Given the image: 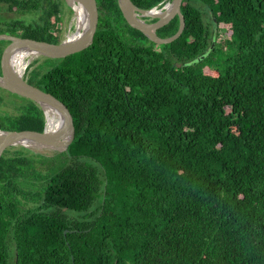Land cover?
<instances>
[{
	"label": "trees",
	"instance_id": "obj_1",
	"mask_svg": "<svg viewBox=\"0 0 264 264\" xmlns=\"http://www.w3.org/2000/svg\"><path fill=\"white\" fill-rule=\"evenodd\" d=\"M96 2L88 49L31 66L76 137L0 156V264H264V0H184L165 45ZM64 4L0 0V34L58 44ZM4 102L18 113L1 130L43 133L35 102L0 88Z\"/></svg>",
	"mask_w": 264,
	"mask_h": 264
},
{
	"label": "water",
	"instance_id": "obj_2",
	"mask_svg": "<svg viewBox=\"0 0 264 264\" xmlns=\"http://www.w3.org/2000/svg\"><path fill=\"white\" fill-rule=\"evenodd\" d=\"M184 0H166L162 8L159 6L151 10L138 8L132 0H118L119 7L126 21L133 28L140 30L150 41L157 45H165L177 40L185 30V19L181 8ZM69 7L73 5L66 0ZM76 5H81L87 15L88 24L80 37L71 40L69 35L63 37L58 44L44 41L24 39L9 34H0V41L10 42L5 48L1 61L0 88L35 102L44 112L45 129L43 133L16 132L0 129V156L12 148H26L36 153L53 157L68 152L75 140L76 131L72 115L63 102L46 93L40 88L31 85L25 73L16 72L12 60L17 52L28 50L37 55V59H64L88 49L94 41L99 22V13L96 0H72ZM180 18L178 32L169 37L162 38L157 31L168 25L174 18ZM153 20H156L153 22ZM76 32V28H75ZM46 107L56 110L61 116L60 126L49 132L47 129Z\"/></svg>",
	"mask_w": 264,
	"mask_h": 264
},
{
	"label": "bare ground",
	"instance_id": "obj_3",
	"mask_svg": "<svg viewBox=\"0 0 264 264\" xmlns=\"http://www.w3.org/2000/svg\"><path fill=\"white\" fill-rule=\"evenodd\" d=\"M69 3L73 5V8L75 10V18L72 22H74L73 24H75L76 32L69 34V38L71 40H74L80 37V35L86 29V26L88 24V15L81 5H76L74 2H72V0H69ZM81 26H83L82 30ZM36 59L37 55L35 53H32L28 50H22L14 55L12 65L14 66L16 72H19L21 75H23L30 67L31 63ZM45 110L48 121L47 129L49 132H52L60 126L61 116L56 110L52 108L46 107Z\"/></svg>",
	"mask_w": 264,
	"mask_h": 264
},
{
	"label": "rangeland",
	"instance_id": "obj_4",
	"mask_svg": "<svg viewBox=\"0 0 264 264\" xmlns=\"http://www.w3.org/2000/svg\"><path fill=\"white\" fill-rule=\"evenodd\" d=\"M63 8H64V10H63V24L61 25V28H62V34L65 37V36L75 32V24H73L74 22H72V21H74L75 14H74L73 10L69 7V5L66 2V0H65V4H64ZM5 16L7 18L18 17L16 14H5ZM209 17L210 18L212 17L211 13H210ZM25 18L28 21H31L34 18V16L33 15H28ZM214 32H215V30H214ZM225 37H226L225 32L221 33L220 38H223V40H224ZM221 42H223V41H221ZM36 60H38V59H36ZM36 60L31 63L30 67L32 65H34ZM44 60L45 59H43V58H39V64L42 63ZM217 61H218V57H216V59H215V62H217ZM47 64H48V62L46 63L45 66H47ZM30 67L26 70L25 78H29L31 76L33 68H35V67H33V68L32 67L30 68ZM5 96H6V99H10L11 98L6 93H5ZM15 105L16 104H12L10 102H4L2 104V106L0 107V116L1 115H6V114H16V113H18V109L16 108Z\"/></svg>",
	"mask_w": 264,
	"mask_h": 264
},
{
	"label": "flooded vegetation",
	"instance_id": "obj_5",
	"mask_svg": "<svg viewBox=\"0 0 264 264\" xmlns=\"http://www.w3.org/2000/svg\"><path fill=\"white\" fill-rule=\"evenodd\" d=\"M165 5V4H164ZM164 5H162L161 7H159V8H162ZM64 36H63V34H62V37L61 38H63ZM1 74V73H0Z\"/></svg>",
	"mask_w": 264,
	"mask_h": 264
}]
</instances>
